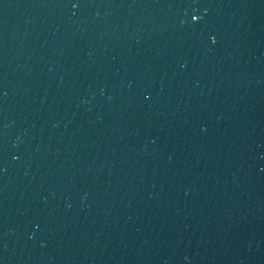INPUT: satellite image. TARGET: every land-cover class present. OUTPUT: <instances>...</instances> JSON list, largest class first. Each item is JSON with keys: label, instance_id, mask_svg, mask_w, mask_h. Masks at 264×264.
<instances>
[{"label": "water", "instance_id": "95a60500", "mask_svg": "<svg viewBox=\"0 0 264 264\" xmlns=\"http://www.w3.org/2000/svg\"><path fill=\"white\" fill-rule=\"evenodd\" d=\"M255 0H0V264H72L174 94Z\"/></svg>", "mask_w": 264, "mask_h": 264}]
</instances>
